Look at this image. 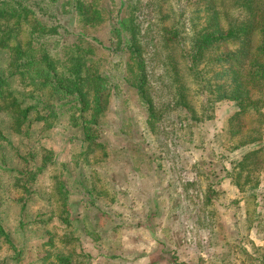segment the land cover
I'll return each instance as SVG.
<instances>
[{"label":"trees","instance_id":"16d2710c","mask_svg":"<svg viewBox=\"0 0 264 264\" xmlns=\"http://www.w3.org/2000/svg\"><path fill=\"white\" fill-rule=\"evenodd\" d=\"M117 1L118 4L115 0H0V52H5L0 65V113L9 117L6 129L25 137L21 128L41 123V134L65 113L82 142L80 151L68 160L77 166L72 175L80 171L78 166H87L90 159L97 162L104 156L106 150L99 139L103 132L101 118L115 85L100 68L84 30L107 21L114 13L109 35L115 48L126 54L122 77L143 106L139 127L142 134H155L163 116L171 112L196 124L211 118L215 105L231 109L223 127L228 140H233L230 160L226 155L224 161L220 159L219 167H207L200 161L202 154L189 150L193 163V159L180 163V169L179 164L172 162L187 178L180 191L203 176L204 187H198L201 199L193 206L197 222L201 223L205 219L198 220L199 212L204 211L202 208L211 198L213 201L218 193L223 196L227 191L255 194L264 171V0H182L181 14L172 13L170 4H164L166 0ZM186 9L189 11L184 21L181 18ZM57 35L72 40L64 41L60 51L54 52L42 39ZM159 67L162 73L156 79L153 69ZM185 73L194 83L195 93H201L197 105L183 81ZM164 95L168 99L162 100ZM30 144L19 152L8 145L0 127V163L7 162L5 152L9 148L16 166L6 168L11 181L8 184L21 190L16 201L20 209L25 211L32 196H38L42 206L33 211L32 218L43 226L55 218L64 224L63 236H68L54 245L57 235L46 230L37 260L40 264H88L91 255L83 250L73 230L70 234L67 229L73 222L81 221L83 236L96 242L99 233L92 228L90 216L97 219L107 212L96 207L97 200H102L98 196L108 201L110 197L104 189L97 193L93 182L83 175L75 182L70 176V181L64 179L65 174L69 175L68 169L63 173L58 168L54 173L51 166H55L58 157L45 146ZM98 152L101 156L95 157ZM155 152L156 148L150 149L149 156L158 170L162 156ZM59 165H63L62 161ZM46 176L50 181L46 189H34L33 184H41ZM154 178L161 180L157 175ZM71 183L87 192L89 199H70L67 186ZM218 187L221 190L217 192ZM156 191L155 197L163 196L158 185ZM105 199L103 205L108 206ZM78 204L80 210H76ZM171 218L155 202L144 213L147 229L163 235L157 240L160 246L167 244L168 235L177 232ZM159 225L165 226L166 232ZM1 236L6 238L0 225ZM180 239L185 242L183 237ZM180 244L177 241V248L157 247L161 256L153 264H188L178 248ZM102 252L97 253L99 259L108 264L106 260L112 259L111 255L105 257ZM114 259L112 263L117 264Z\"/></svg>","mask_w":264,"mask_h":264},{"label":"rangeland","instance_id":"374dc122","mask_svg":"<svg viewBox=\"0 0 264 264\" xmlns=\"http://www.w3.org/2000/svg\"><path fill=\"white\" fill-rule=\"evenodd\" d=\"M115 3L118 4L119 1L115 0ZM164 4H170L168 6L172 13L181 14L182 0H166ZM188 11L186 9L182 12V20L186 21ZM111 17L94 28L84 30L85 37L92 43L100 68L115 85L101 118L103 132L99 134V139L106 150L104 156L97 162L90 159L87 166H78L80 171L72 175L77 166L68 160L80 151L82 142L79 135L75 136L74 130L77 128L65 119V113L59 115L41 134L38 132L41 123H32L28 128H21L25 137L7 130L9 117L6 113H0V127L7 136L8 145L17 148L19 152L29 142L30 145L45 146L58 157L55 166H51L54 167V173L58 168L63 171L68 169L69 175L65 174V180L70 176L71 180L75 179L77 182L83 175L85 180L87 178V181L90 179L93 182L97 193L99 189L106 190L110 201L105 197H98L105 199L104 203H109L108 206H104L102 200H97L99 203L96 207L100 206L107 212L97 219L90 216L89 220L92 228L99 233L96 242L83 236L81 221L73 222L70 229H67L70 234L73 230V235L79 239L78 243L83 250L91 255L88 264H102L98 251H103L105 257L111 255L110 258H115L117 264H153L152 261L161 256L157 247L168 248L173 245L177 248V241L182 243L178 248L183 251V258L188 264H264V171L260 174L261 181L255 194L236 195L227 191L223 196L218 193L213 201L211 198L210 203L202 208L204 211L199 212L198 220L205 219L201 223L197 222V213L194 214L193 206L198 198L201 199L198 187H204L203 176L199 175L197 180L185 186V191H180L181 183L187 179L180 170L183 169L180 163L193 159L189 150L195 155L202 154L200 161L207 167H219L220 159L224 161L226 155L227 159L232 158L234 152L230 148L233 140H228L223 130L225 117L231 109H226L222 104L218 107L215 105L211 118L196 124L186 121L187 117L182 114L175 116V112H171L163 116L160 128L158 127L155 134H142L139 127L144 109L137 101L133 89L122 77L127 58L123 51L115 48L109 35ZM64 37L57 35L42 41L55 52L60 51L64 41L72 40L68 36ZM4 58L5 52H0V65ZM161 73L160 67L153 69L154 78ZM183 76L189 92L193 93L192 99H196L194 104L197 105L201 101V93H195L194 83L190 81L187 73ZM165 80L166 78L163 79ZM166 97L164 95L162 100ZM153 148H156V154L162 156L161 169L158 170H155V162L153 164L149 156L150 149ZM5 153L7 162L0 163V225L6 238L0 237V264H40L37 256L42 250L40 243L48 234L46 230L55 232L58 240H54V245H57L59 240L68 238L63 236L66 229L55 218L48 219L44 226L36 218H32L33 211L42 206L38 196H32L26 203L25 211L20 209L16 201L20 199L21 190L8 184L10 176L6 172L8 166H16L15 155L9 148H6ZM99 156L101 152L95 153V157ZM61 161L64 166L59 165ZM174 161L177 166L180 165L179 170L174 168ZM193 161L194 159L191 163ZM155 175L161 178L160 182L155 181ZM49 182L46 176L41 184H33V188L46 189ZM157 185L162 188V197H155ZM80 188L76 183L67 186L70 199H89L88 193ZM219 190L221 189L218 187L217 192ZM153 202L175 221L173 228L177 232L168 235L167 244L162 246L157 241L163 237L162 233L149 231L143 220L145 211ZM80 208L81 205H76V210ZM164 227L158 226L165 231ZM181 236L185 242L180 239ZM4 239L6 240L3 241ZM112 259L106 260L109 261L108 264H114Z\"/></svg>","mask_w":264,"mask_h":264}]
</instances>
